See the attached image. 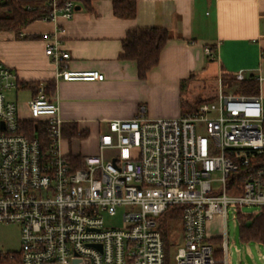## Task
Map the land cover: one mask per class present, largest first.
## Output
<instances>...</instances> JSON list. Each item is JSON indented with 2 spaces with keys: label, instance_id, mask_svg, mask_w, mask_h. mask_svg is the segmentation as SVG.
Returning a JSON list of instances; mask_svg holds the SVG:
<instances>
[{
  "label": "built area",
  "instance_id": "obj_1",
  "mask_svg": "<svg viewBox=\"0 0 264 264\" xmlns=\"http://www.w3.org/2000/svg\"><path fill=\"white\" fill-rule=\"evenodd\" d=\"M46 3L41 20L54 23L71 19L77 6L76 0ZM43 37L51 40L46 54L58 80L105 78L97 70L66 68L70 54L57 33ZM235 78L246 80L242 70ZM36 86L27 102L30 117H23L8 96L23 85L0 59V223L18 225L21 242L19 251L0 252V264H165L158 221L176 205L183 212L176 264H217L209 240L224 238L230 206L264 207L261 94L226 95L220 87L215 99L177 117L139 113L110 120L98 154L77 163L62 150L66 121L59 100L47 95V85ZM121 207L124 226H106L104 214L115 216ZM216 217L222 230L211 233ZM228 241L226 235V253Z\"/></svg>",
  "mask_w": 264,
  "mask_h": 264
},
{
  "label": "crops",
  "instance_id": "obj_2",
  "mask_svg": "<svg viewBox=\"0 0 264 264\" xmlns=\"http://www.w3.org/2000/svg\"><path fill=\"white\" fill-rule=\"evenodd\" d=\"M113 1L89 0L90 7L77 1L80 8L71 19L36 20L22 37L0 30V59L15 70L21 84L55 83L51 97L59 100L66 121L62 150L77 163L98 154L99 136L110 120L139 113L177 117L186 110L183 100L193 101L191 91L212 90V77L223 89V74L235 76L242 70L246 79L258 82V94L264 96V0H136L132 19L117 17ZM135 27L165 28L173 36L145 79H140L136 62L120 57L122 41ZM56 33L61 49L70 54L66 68L97 70L105 78L58 80L57 65L46 54L51 40L43 37ZM74 126L77 135H71ZM220 220L210 222V232Z\"/></svg>",
  "mask_w": 264,
  "mask_h": 264
},
{
  "label": "trees",
  "instance_id": "obj_3",
  "mask_svg": "<svg viewBox=\"0 0 264 264\" xmlns=\"http://www.w3.org/2000/svg\"><path fill=\"white\" fill-rule=\"evenodd\" d=\"M76 1L90 7L89 0ZM46 2L47 0H0V30L14 31L18 37H21L24 28L41 19L45 12L43 8L47 5ZM29 5L34 6V8L29 9ZM113 10L117 17L132 19L137 14V2L136 0H114ZM172 37V33L165 28H131L122 41L123 47L120 57L136 62L140 79H145L148 72L159 64L161 52ZM224 83H227L229 87H234L235 90L242 94L255 95L259 93V84L254 79L237 81L233 74L224 73L222 84L224 85ZM22 85L23 88L30 89L33 96L38 94L36 84L25 83ZM55 90L54 82L47 83L46 93L48 96H53ZM215 98L216 96L210 98L200 97L196 103L183 100V105L186 110H193L198 104ZM26 125L32 133L35 132V125L31 121H27ZM77 134L76 126L72 127L71 135ZM261 160H264V156ZM238 175L234 174L233 179ZM182 214V206L176 205L169 207L159 218V229L165 242L166 262L168 252L171 246L175 244V229L182 223ZM237 218L240 222V237L244 243L256 242L264 244V207L258 213H243L239 209ZM215 256L218 259L217 264H223L224 254L222 250H217Z\"/></svg>",
  "mask_w": 264,
  "mask_h": 264
},
{
  "label": "rangeland",
  "instance_id": "obj_4",
  "mask_svg": "<svg viewBox=\"0 0 264 264\" xmlns=\"http://www.w3.org/2000/svg\"><path fill=\"white\" fill-rule=\"evenodd\" d=\"M213 88L208 94H205L206 91L198 92L192 91L190 92L189 97L192 102L196 103L198 98H210L216 95L220 90V80L215 76L212 77L210 80ZM208 82L206 83V90L208 87ZM223 92L224 94H231L235 93L238 94L239 92L234 89V87H229L227 83L223 85ZM203 95H205L203 97ZM207 95V96H206ZM10 98L14 99L19 103L21 116L23 117H30V112L27 108V102L32 97V92L30 89H21L18 92H13L8 95ZM239 209L243 213H258L260 212L261 208L258 206H230L228 211V218L226 223L224 224V238L221 239L220 237L211 239L209 242L213 244L218 251L223 252L224 257L223 260L227 259L229 264H264V244L251 242V243H244L240 237V222L237 218V213ZM126 208L121 207L119 208L117 214L115 216H110L108 214H104L105 225L109 227H123V214ZM222 225V221L220 220L214 227L211 228V233H216L217 231L220 232ZM221 229V230H220ZM183 225L182 223L179 224L178 228L175 229V236H179V241H181ZM226 231V234H225ZM228 237V253H226L224 247L225 237ZM221 239V240H217ZM21 246L20 242V229L18 225L12 223H0V252L1 251H19ZM177 244H173L168 252L167 255V262L166 264H176L175 255L177 253ZM241 250V252L238 251ZM224 264V263H223Z\"/></svg>",
  "mask_w": 264,
  "mask_h": 264
},
{
  "label": "water",
  "instance_id": "obj_5",
  "mask_svg": "<svg viewBox=\"0 0 264 264\" xmlns=\"http://www.w3.org/2000/svg\"><path fill=\"white\" fill-rule=\"evenodd\" d=\"M80 8V6H76V9H79ZM76 262V261H75Z\"/></svg>",
  "mask_w": 264,
  "mask_h": 264
}]
</instances>
